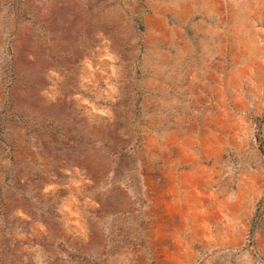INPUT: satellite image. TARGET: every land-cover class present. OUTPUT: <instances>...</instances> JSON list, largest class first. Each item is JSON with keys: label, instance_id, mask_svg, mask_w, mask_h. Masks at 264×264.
<instances>
[{"label": "rangeland", "instance_id": "rangeland-1", "mask_svg": "<svg viewBox=\"0 0 264 264\" xmlns=\"http://www.w3.org/2000/svg\"><path fill=\"white\" fill-rule=\"evenodd\" d=\"M0 264H264V0H0Z\"/></svg>", "mask_w": 264, "mask_h": 264}, {"label": "crops", "instance_id": "crops-1", "mask_svg": "<svg viewBox=\"0 0 264 264\" xmlns=\"http://www.w3.org/2000/svg\"><path fill=\"white\" fill-rule=\"evenodd\" d=\"M172 181L173 182H181L182 179L179 177H172ZM199 181L201 182H204L206 180H204V178H199ZM158 210L160 207H158ZM209 208V207H208ZM195 213L199 214V215H203V214H206L207 213V210L205 209L204 207V204L202 206L199 207V209L195 210ZM220 223V220L217 221V224ZM216 222L214 224H212V222L210 221H206V220H201V221H194V220H191L189 219V223L187 224V218H185L183 215L180 217V222H179V226L177 228V226H174L172 227L174 230V232L176 231H181V228L183 229V231H188V237L189 238H192L194 235L196 237H199V238H204L205 236H207V233L208 232H214V231H217L219 230V228H217V224H216V227L214 228L213 225H215ZM160 226V223L158 222V228ZM188 226V227H187ZM169 230V229H168ZM216 232V233H217ZM180 236V235H179Z\"/></svg>", "mask_w": 264, "mask_h": 264}]
</instances>
